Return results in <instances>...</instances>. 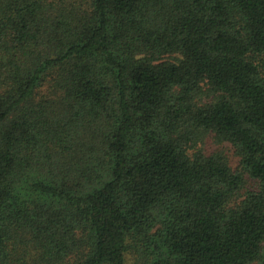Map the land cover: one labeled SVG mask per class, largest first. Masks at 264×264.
I'll return each instance as SVG.
<instances>
[{"label": "trees", "instance_id": "1", "mask_svg": "<svg viewBox=\"0 0 264 264\" xmlns=\"http://www.w3.org/2000/svg\"><path fill=\"white\" fill-rule=\"evenodd\" d=\"M0 264H264V0H0Z\"/></svg>", "mask_w": 264, "mask_h": 264}, {"label": "rangeland", "instance_id": "2", "mask_svg": "<svg viewBox=\"0 0 264 264\" xmlns=\"http://www.w3.org/2000/svg\"><path fill=\"white\" fill-rule=\"evenodd\" d=\"M206 147L210 151H212V149H213V146L211 144H208ZM228 154H229V159H230L231 164L235 165L236 159L234 158V156L231 154V152L229 150H228Z\"/></svg>", "mask_w": 264, "mask_h": 264}]
</instances>
